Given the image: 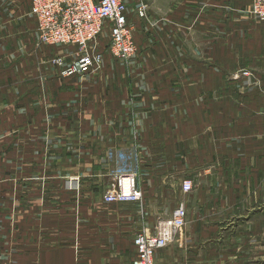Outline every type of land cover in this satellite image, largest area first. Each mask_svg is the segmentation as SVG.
<instances>
[{
  "label": "crops",
  "instance_id": "0c3cea01",
  "mask_svg": "<svg viewBox=\"0 0 264 264\" xmlns=\"http://www.w3.org/2000/svg\"><path fill=\"white\" fill-rule=\"evenodd\" d=\"M30 1L19 35L9 5L0 12V264H131L135 237L179 203L187 222L155 264H264V20L252 0H125L138 53H105L84 76L52 62L79 47L41 43ZM131 172L143 200L106 202Z\"/></svg>",
  "mask_w": 264,
  "mask_h": 264
},
{
  "label": "built area",
  "instance_id": "2783aa9c",
  "mask_svg": "<svg viewBox=\"0 0 264 264\" xmlns=\"http://www.w3.org/2000/svg\"><path fill=\"white\" fill-rule=\"evenodd\" d=\"M31 13L38 21L40 42L50 45H76L78 57L66 63L63 58L53 63L63 68L67 76H84L101 68L104 53L99 50V38L110 30V54L120 60H128L138 52L133 41L125 0H31ZM147 6L140 8L144 15ZM251 13L264 20V0H252ZM193 189V182L186 179L183 190ZM108 203L139 202L143 190L135 173H121L113 178L104 196ZM188 212L184 203L174 211L172 217L159 221L156 233L138 234L134 239L136 257L131 264H155L157 251L167 247L176 233L185 226Z\"/></svg>",
  "mask_w": 264,
  "mask_h": 264
},
{
  "label": "rangeland",
  "instance_id": "374dc122",
  "mask_svg": "<svg viewBox=\"0 0 264 264\" xmlns=\"http://www.w3.org/2000/svg\"><path fill=\"white\" fill-rule=\"evenodd\" d=\"M27 2H28V0H0V3H1L0 12H3L4 10H6L8 5L10 7L8 10H10V9L12 10V20H11L12 21V25H11L10 28H7L8 31H9V34L12 33V35H19V34H21L23 32V30H24L23 27H27L28 22L26 24V20H25L24 17H23V20L21 21L22 17H21V13L19 12L21 8H22V10H26L27 11ZM4 5H5L6 8H3ZM146 10H147V8H146ZM146 10H145V13H146ZM16 12H17V14H16ZM145 13L142 16H145ZM139 14H140V9H139ZM29 24H30V22H29ZM6 25H7V27H9L8 24H6ZM131 27H132V30H133V26H131ZM3 33H5V35H7V31H5V29L3 28V25H0V35H3ZM110 35H111L110 30H105V31L102 32L101 37L98 40L99 43H101V41L105 42L104 49L101 50V48H99V50L104 53L103 58H105V53H108V54L110 53L109 52V43H110V37H111ZM132 37H133V35H132ZM133 41H134V39H133ZM46 45H50V44H46ZM60 46H62V45H60ZM111 58L114 59L115 61H122V62L131 60V58H129L128 60H120V59H117V58L113 57L112 55H111ZM52 62H53V60H52ZM103 63H104V61H103ZM103 63H102V65H103ZM131 173H135L139 177V174L137 172H131ZM119 174H121V173H119ZM108 190H109V187L107 188V191ZM181 204L182 203H179V205H181ZM179 205L175 208V210L179 207ZM263 251H264V249H263Z\"/></svg>",
  "mask_w": 264,
  "mask_h": 264
}]
</instances>
